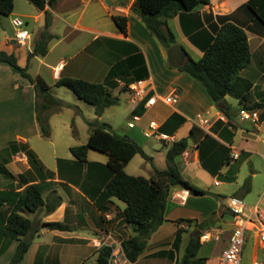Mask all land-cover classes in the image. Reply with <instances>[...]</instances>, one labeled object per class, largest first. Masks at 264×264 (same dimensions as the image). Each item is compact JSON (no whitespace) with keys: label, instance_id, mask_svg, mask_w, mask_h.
<instances>
[{"label":"crops","instance_id":"0c3cea01","mask_svg":"<svg viewBox=\"0 0 264 264\" xmlns=\"http://www.w3.org/2000/svg\"><path fill=\"white\" fill-rule=\"evenodd\" d=\"M134 2L135 0H61L55 8L46 6V9L50 10L53 15L49 28L50 32L55 35L52 40L57 39V41L51 48L52 40L49 42V50L45 56H48L52 49L58 46L63 49L64 55L58 58L55 64H49L53 67L54 84L58 86L56 82L61 76L106 82L110 91L119 97V101L120 94L123 91L127 92L131 103L130 113L133 118L139 116L136 125L137 122L141 123V127H144L146 132L150 121L156 120L160 124L159 131L169 135L168 139L156 137L165 148L166 158L173 141L187 138V149L176 157L179 169L193 184L208 190L210 194L214 192L218 195L215 197L210 194L197 195L180 186L172 187L167 200L165 222L147 240L144 252L135 261H131L123 245L133 236L125 237V232L133 227L127 223L124 216L112 222L109 221L113 216V205L121 204L119 199L112 197L108 210L104 212L96 204V199L111 175V170L106 167L108 160L98 162L88 159L87 163L80 164L72 155V158L68 159L58 158L56 169L46 166L43 158L31 143L33 135L42 136L37 119L36 87L12 65L0 62V190L22 191L27 184L22 182L20 174L25 173L29 179L31 178V175L27 173L30 168L28 158L18 161V153L4 152L12 141H16L32 147L41 159L45 170L49 174L52 173L48 177V181L52 184L44 192V197L47 198L52 189H55L62 197V204L56 210L47 212L44 206L40 209L43 210L41 223L39 226L35 225L32 244L19 264H63L64 259L71 260L72 264H82L84 262H81V257L71 256L70 259L68 255H62V253L58 255L54 251L47 250L46 247L86 244L94 249L97 259L98 250L101 247L98 243L99 239H108L120 246L129 264H142L143 260L162 256L159 253L165 252L161 248L169 243L162 236L165 223L176 224L177 230L182 229V233L189 232L190 234L193 223L209 226L213 223V219L210 218L212 213L224 206H227V210L230 211L229 203H225L228 197L238 196L244 199L252 189L251 179L255 172L252 171L251 175L246 176L242 181L239 174L243 164L248 161L253 162L255 155L264 157L261 145V142H264V108H259L263 109L261 112L257 110L260 115L257 123L240 120L239 112L242 108L248 109L246 105L256 101L264 102V0L199 2L192 9L180 11L175 16L167 18L176 43L184 48V61L187 58L185 52L195 60H199L204 54L203 47L223 23L231 21L246 30L252 60L242 69L234 88L222 101L225 106H229L228 113L218 107L200 81L171 63L170 60L173 59L168 54L169 47L162 44L152 33L144 16L132 9ZM119 6L122 8L121 11L117 10ZM42 15L44 24L41 29L45 26L44 10H41L37 18ZM115 15L128 17L126 32L122 31L116 23ZM57 19L65 22L62 33L53 29ZM30 39L31 32L26 45L17 44L12 36L7 37L10 47L6 51L14 53L23 67L30 65L33 58L28 60V53L32 50L28 48L31 43ZM22 79L27 81L24 82ZM136 79H146L151 84L149 95L143 100L135 99L127 88V84ZM20 89H23L22 91L26 94L32 92L34 96V111L28 125L25 124L26 113L23 101L19 98ZM51 90L52 86L49 90V97L56 99ZM170 93L178 95L176 103L165 101V96ZM153 94L159 97L154 105L148 107L146 106L147 99ZM244 95H247L248 99L242 104L241 98ZM14 100V104H11ZM198 113H203L208 117L209 123L199 124L196 119ZM102 115H98V118ZM148 115L152 116L149 120L145 119ZM230 124L233 125V129H230ZM136 125L129 128L133 129ZM10 129H13L15 135L7 137L6 134H9ZM128 132L133 135L129 137L140 144L149 156L146 158L141 154L142 157L153 162L155 156L145 149L138 132L133 130ZM237 135L240 136L239 143H235ZM234 151L240 153L236 159L231 157ZM158 154L163 157V152ZM227 155L230 156V161H226ZM202 157L213 170L218 169L217 174H213L210 169L204 167ZM152 164L150 171L152 174L147 177L153 176L156 169H165L168 166V160L165 167ZM248 178L250 179L249 191L243 187ZM227 183L236 185L229 189L219 188ZM182 193L187 196L185 203H181L177 197ZM263 193L253 205L260 201ZM13 197L15 195L6 194L0 196V199H12ZM3 207L4 209L9 208L7 200L4 201ZM88 207L89 210H87ZM125 207H121L123 212ZM224 213L225 211H222L220 216L223 217ZM187 219H192V224ZM50 221H63L72 227L71 230L66 231L72 232L77 229L78 225H81L89 234L63 235L55 232L51 242L46 243L42 239H36V236H44L46 231L52 230L46 226V223ZM208 228L210 227L204 229L195 227L193 232L197 236ZM212 229L222 230L221 244L216 252L215 263L219 264V257L228 244L232 228L224 231L221 226H218ZM175 242L174 240L173 245ZM17 244L18 240H14L10 247L0 254V264H9ZM172 252L169 249L165 256L173 261L176 254L172 255ZM210 261L211 258H208L206 264Z\"/></svg>","mask_w":264,"mask_h":264},{"label":"trees","instance_id":"16d2710c","mask_svg":"<svg viewBox=\"0 0 264 264\" xmlns=\"http://www.w3.org/2000/svg\"><path fill=\"white\" fill-rule=\"evenodd\" d=\"M39 9L45 11V26L40 38L35 42L34 48L28 53V60L36 55L45 56L49 50V42L55 37L49 30L52 24V12L46 9L49 5L54 8L58 0H30ZM209 3L210 0H135L132 9L142 14L148 27L156 35L158 40L166 47L176 43L173 31L170 29L167 18L175 16L180 11L190 10L197 3ZM14 0H0V13L8 14L14 10ZM250 5V3L248 4ZM116 23L127 31L128 17L124 15L114 16ZM204 54L199 60H195L186 52V60L179 64L170 60L175 66L189 73L200 81L207 90L211 99L218 104L224 112H229V106L221 102L234 88L237 77L252 60V51L246 30L234 23L225 22L217 30L216 34L203 47ZM0 62H7L19 70L35 85L37 90V119L40 124L42 136L49 139L51 130L49 116L46 113L57 99L49 97L51 86L41 76H32L29 73V65L21 66L14 53L0 50ZM56 85L67 86L81 99L96 107L97 115H102L106 107L119 102V97L114 95L106 82H93L80 77L61 76ZM42 99V100H41ZM248 99L247 95L241 98L243 104ZM250 110L264 108V102H254L246 105ZM92 126L87 143L71 146L72 155L80 164L88 162L90 148L105 152L108 155L106 167L111 170L103 190L96 199V204L103 212L108 210L112 197H116L126 203L124 217L128 224L133 227L135 234L125 241L123 248L128 258L135 261L146 249L147 240L164 222L165 210L170 190L174 186L189 189L191 193L205 195L210 192L193 184L187 179L176 163V157L182 154L188 147V139L181 138L172 142L167 152L168 166L165 169H156L153 176L134 175L126 171L130 160L138 153L149 158L143 147L128 135L117 133L112 125L107 122L90 123ZM4 152H24L27 155L30 168L20 174V179L27 184L22 191L0 190V196L13 194L12 199H0V254H3L14 240H18L15 252L9 264H19L29 250L36 226L34 220L26 216L25 211L36 212L43 206L47 212L56 210L62 204V197L55 189H52L47 198L44 192L51 187L52 182L39 158L37 152L26 143L12 141L4 149ZM227 155L226 161H230ZM204 167L213 170L202 157ZM32 182V183H30ZM243 187L250 190V179H246ZM218 195V194H216ZM9 203V208L4 209V201ZM192 223V219H187ZM46 226L52 230H71V225L63 221H50ZM202 229V227H198ZM182 229L178 230V235ZM180 238V237H179ZM202 242L200 235L192 234L186 251L180 263L175 264H206L208 258L198 257ZM113 247L102 245L98 250V257L94 264H111L110 257ZM165 252L159 253L164 256ZM173 255V252H172Z\"/></svg>","mask_w":264,"mask_h":264},{"label":"rangeland","instance_id":"374dc122","mask_svg":"<svg viewBox=\"0 0 264 264\" xmlns=\"http://www.w3.org/2000/svg\"><path fill=\"white\" fill-rule=\"evenodd\" d=\"M14 10L8 14L0 13V50H7L9 49V44L7 43V37L12 36L14 37L17 27L14 26L12 20L16 16H20L25 20L24 27L27 28L31 32V43L28 45L29 49H33L35 45V41L38 40L41 36L42 31L44 30L42 26L44 24V16H37L40 14L41 10L33 4L30 0H14ZM61 0L56 2L55 7ZM54 7V8H55ZM65 26V22L61 19H57L55 25L53 27L54 30L58 32H63ZM52 40V39H51ZM57 41V39H53L50 43V48L53 44ZM24 50V49H23ZM60 46L55 49H52L48 56L36 55L31 59L28 71L32 76L36 77L37 75H41L46 82L52 86V94L57 99V104L53 105V107L48 110L46 113L49 116L48 122L51 130V139L48 140L43 138L42 136L33 135L31 139V143L33 147L36 148V151L41 155L43 158L44 163L46 166L50 167L51 169H56L57 167V159H68L72 158L71 153V146L84 144L87 143L89 135L92 130L91 122L94 123H103L107 122L110 123L113 129L121 134V135H128L133 136L132 133L130 134L128 131L133 130L138 132L139 136L143 140V144L145 149L148 151L149 154L154 155L155 159L147 160L143 158L141 154H138L131 162L127 165L126 171L130 174L134 175H144L150 176V171L152 170V163L157 167H165L167 164V158L165 156V148L160 143L159 140L156 139V136H146L144 127H141V123L137 122L135 128L131 129L128 126V122L133 120V115L130 113L131 103L128 100V93L123 91L120 94V101L116 104L106 107L103 115L101 118H98L96 113V107L85 100L81 99L77 96L73 90H71L67 86H55L54 78H53V67L49 64H55V62L63 55ZM23 75V74H22ZM24 76V75H23ZM29 79V78H28ZM24 82L27 80L22 79ZM21 82V81H20ZM20 89L19 98L23 101V105L25 108V124L30 121V117H32V113L34 111V96L32 92L30 94H26ZM63 99V100H62ZM42 100V99H41ZM66 101V102H65ZM15 100L11 102L14 104ZM81 108V109H79ZM259 112L263 109L257 108ZM11 111V109H10ZM152 118L151 115L145 117V119ZM264 129V123H263ZM13 129H10L9 134L6 136L11 137L14 136ZM139 137V138H140ZM137 139V138H136ZM138 140V139H137ZM240 136L237 135L235 139V143H239ZM141 142V141H139ZM261 145L264 150V142H261ZM155 149L157 151H155ZM262 149V148H261ZM157 152V153H155ZM159 152H163V157L158 154ZM88 159L94 160L98 162H106L108 160V155L105 152L99 151L94 148H90L88 152ZM21 159L18 157V161ZM255 172V175L252 177V189L249 194H246L244 200L246 203L251 206L253 205L260 195L264 191V157L261 155H255L253 162L248 161L243 164L241 172L239 174V178L245 179L246 176H250L251 173ZM236 184H224L219 188H233ZM210 194V193H209ZM210 195L216 196L215 193H211ZM231 198V197H230ZM230 198L228 197L225 203H229ZM121 204H114L113 205V216L110 218L109 221L117 220L124 216V212L122 211L121 207H125L126 203L122 200H118ZM89 210V207L88 209ZM225 211L224 216L221 217L220 213ZM43 210H40L38 213H34L31 211H26L24 214L29 216L34 220L35 225L39 226L41 223V213ZM210 218L213 219V223L211 225H201L198 223H193V228H190L191 232L189 234L180 231L178 235V230L176 224L171 222H167L163 228V239L169 241L168 244L163 245L161 248L164 249L166 252L171 249L174 254H176V258L172 261L168 256H157L153 258H148L143 260L142 264H175L180 263L181 259L186 251V247L189 243L190 237L195 227H202V229L206 227H210V229L214 232L215 227L221 226L224 231L230 230L232 228V214L230 211L227 210V206L222 207L219 211L212 213ZM107 219V218H106ZM110 222V223H111ZM192 224V223H190ZM111 226V224L109 225ZM81 225L77 226V229L72 231H58V230H48L44 236H36V239H42L43 242H51L53 238V234L56 232L58 234H80L85 235L89 234L87 230L83 229ZM129 230V229H128ZM125 232V237L132 236L135 234V231L132 229L129 232ZM72 232V233H71ZM182 236L183 238L181 239ZM160 237V236H159ZM180 237V238H179ZM176 241L173 245V241ZM33 241V240H32ZM202 246L200 248L198 257H206L211 258V261L207 264H215L216 263V252L220 247L221 241H201ZM32 244V243H31ZM172 244V246H170ZM151 247V246H150ZM49 251H54L56 253H62L65 256L71 259V256L80 258L82 264H94L96 261V252L94 253V249L86 244L82 245H59L53 247L52 245L46 247ZM58 250V251H55ZM118 251V249L116 250ZM149 257V256H148ZM264 258V249L262 248L259 236L257 234V230H254L252 234L249 236L246 247L244 250L243 261L248 262L254 259ZM207 262V261H206ZM112 264H129L128 261L125 260V256L120 248V258L117 261L111 260ZM63 264H72L71 260L63 261ZM140 264V263H139Z\"/></svg>","mask_w":264,"mask_h":264},{"label":"built area","instance_id":"2783aa9c","mask_svg":"<svg viewBox=\"0 0 264 264\" xmlns=\"http://www.w3.org/2000/svg\"><path fill=\"white\" fill-rule=\"evenodd\" d=\"M117 10L121 11L122 8L119 6ZM17 30L13 37L19 45H26L30 38V31L24 27L25 20L16 16L12 20ZM151 84L147 82L146 79H136L127 84V88L133 94L135 99L143 100L150 92ZM159 95L153 94L147 99L146 106H152L157 102ZM178 95L175 93H170L165 96V101L167 103H176L178 101ZM260 115L257 110H250L242 108L239 112V119L242 121H252L257 123L259 121ZM139 116H134L133 120L128 122L129 127H134L136 125V120ZM197 122L201 125H206L209 123V118L203 113H198L196 115ZM230 129H233V125H229ZM160 124L156 120H152L146 129V136H156L161 139H168L169 135L159 131ZM18 157L20 159H27V155L24 152H18ZM240 156L239 151H234L231 153V157L236 159ZM181 203H185L187 200L186 194H178ZM229 210L232 214V229L229 234L228 244L223 249L220 257L219 264H264V258L254 259L248 262L243 261L244 250L246 247L247 240L254 230H257L259 236V241L264 249V193L258 201L253 206H248L243 198L238 196H232L229 201ZM222 238V230L215 229L214 232L208 228L201 231L200 239L201 241L215 240L219 241ZM99 245H110L113 247V251L110 257L111 260L117 261L120 258V246H117L114 242H110L108 239H99ZM118 249V251H116ZM112 264V263H111Z\"/></svg>","mask_w":264,"mask_h":264},{"label":"water","instance_id":"95a60500","mask_svg":"<svg viewBox=\"0 0 264 264\" xmlns=\"http://www.w3.org/2000/svg\"><path fill=\"white\" fill-rule=\"evenodd\" d=\"M183 51H184V48L179 43H174L168 48V54L170 58H172L174 61L180 64L184 62Z\"/></svg>","mask_w":264,"mask_h":264}]
</instances>
